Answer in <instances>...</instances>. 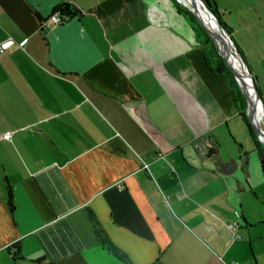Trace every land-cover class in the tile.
<instances>
[{
	"label": "crops",
	"instance_id": "0c3cea01",
	"mask_svg": "<svg viewBox=\"0 0 264 264\" xmlns=\"http://www.w3.org/2000/svg\"><path fill=\"white\" fill-rule=\"evenodd\" d=\"M215 1L264 97V0ZM63 3L79 14L55 23ZM183 16L0 0V264H264L247 123Z\"/></svg>",
	"mask_w": 264,
	"mask_h": 264
},
{
	"label": "trees",
	"instance_id": "16d2710c",
	"mask_svg": "<svg viewBox=\"0 0 264 264\" xmlns=\"http://www.w3.org/2000/svg\"><path fill=\"white\" fill-rule=\"evenodd\" d=\"M205 3L215 12V14L218 16L220 21L223 23L224 27L227 29V31L231 34V28L226 22L223 13L220 11L217 3L215 0H204ZM177 10L185 16L187 20H189L190 25L194 29L196 33L197 41L202 45L203 54L206 63L215 71L217 74H221L226 77L229 87L231 88L238 104L241 109L240 115L243 118V120L247 123L249 126L251 137L253 138L255 142V146L258 151V156L262 165L263 174H264V146L262 142L259 140L258 135L251 124L250 119L247 115V107H248V101H247V95L242 91L235 73L233 70L227 65V62L225 61V58L221 55L214 38L210 34L209 30L206 28V26L200 21V19L197 17V15L187 6L183 5L178 0H172ZM59 15L62 17V22L65 20H68L76 15L79 14V11L77 8H73V6L69 3H63L57 8V11ZM61 22V23H62ZM245 58V57H244Z\"/></svg>",
	"mask_w": 264,
	"mask_h": 264
},
{
	"label": "rangeland",
	"instance_id": "374dc122",
	"mask_svg": "<svg viewBox=\"0 0 264 264\" xmlns=\"http://www.w3.org/2000/svg\"><path fill=\"white\" fill-rule=\"evenodd\" d=\"M200 9L203 10L202 7H200ZM200 9H198V11H200ZM198 14L203 18L204 15H201V12L200 13L198 12ZM183 17L185 18V16ZM184 20L186 21V23L190 24L189 20H187L186 18ZM232 50L233 48L231 47V51ZM223 53L226 54L225 51ZM231 60H232L231 63L233 64V66H235L234 63L236 65L239 64V60L237 56L233 55ZM250 69L252 71L251 66H250ZM241 89L247 95V101L249 105V96L245 89H243L242 87ZM247 110H248V107H247ZM262 110L264 112V107H262ZM240 124H241L240 127L237 128L238 130L235 129L237 140H238L237 144L240 147H242L243 150L246 152L245 153L246 154L245 164L247 166L245 165V168L240 167L239 171L240 173H243V175H245L250 182V185H247L248 191L246 193H242L240 200L244 203L245 213L247 216L252 215L258 219L264 218V177L262 174L260 160L258 157L257 150L255 149V142L253 138L251 137V135L249 134L247 125L244 122L243 123L241 122ZM255 173L256 175H258V177H256ZM252 190H254L255 193H253ZM257 227L264 228V224H260Z\"/></svg>",
	"mask_w": 264,
	"mask_h": 264
},
{
	"label": "water",
	"instance_id": "95a60500",
	"mask_svg": "<svg viewBox=\"0 0 264 264\" xmlns=\"http://www.w3.org/2000/svg\"><path fill=\"white\" fill-rule=\"evenodd\" d=\"M179 2H181L183 5L187 6L188 8H190L196 15L197 17L200 19V21L206 26V28L209 30L210 34L212 35V37L215 40V43L221 53V55L226 59L227 65L233 70V72L235 73L236 79L238 81V83L240 84V86L244 89V87L242 86L241 82H240V76L242 75V77L250 80L251 82V88L253 91V98H252V102H257L258 100L262 103L263 107H264V97L257 85L256 79L254 77L253 72L250 69V66L247 62V60L244 58V56L242 55L240 49L237 47L233 37L231 36V34L227 31V29L224 27L223 23L220 21V19L218 18V16L215 14V12L205 3L204 0H195L197 1L202 8L208 12L212 17L215 18V20L217 21V25L215 27V29L211 28V26L207 25L204 20L202 19V17L198 14V12L193 8L188 6L186 3H184L181 0H178ZM220 42H223L224 44L227 45V49L229 51H231V44L230 42H233L232 45L234 47V50L237 54V57L241 60L243 66H244V72L241 73V75L237 72V70L234 68L233 64L230 62V60L223 54L221 47H220ZM251 99L249 98V101ZM249 119L251 121V124L253 125L259 140L262 142L263 146H264V141L262 140V136L260 133V129L255 125V122L253 120V118L250 116V103L248 105V110H247ZM221 163V161H219Z\"/></svg>",
	"mask_w": 264,
	"mask_h": 264
},
{
	"label": "bare ground",
	"instance_id": "6f19581e",
	"mask_svg": "<svg viewBox=\"0 0 264 264\" xmlns=\"http://www.w3.org/2000/svg\"><path fill=\"white\" fill-rule=\"evenodd\" d=\"M181 1L186 3L188 6L193 7L197 12H199V13L201 12V15H204L202 19L204 20V22L207 25L211 26V28L214 29L216 27L217 21L215 20V18L212 17L208 12L204 11V9L203 10L200 9V7H202V6L197 1H195V0H181ZM198 9H200V11H198ZM232 43L233 42H230L233 50L229 51L227 49V45L224 44L223 42H220L221 50H222V52H224V51L226 52V54H224V53L223 54L230 60V62L232 61L231 58L233 55L237 56ZM238 60H239V64L236 65L234 63V65H235L234 68L241 75V73L244 72V66H243V64L239 58H238ZM240 82H241L242 86L244 87V89L246 90L249 98L251 99L249 101V103H250V116L253 118L255 125L260 129L262 140L264 141V112L262 110L263 105L259 100L257 102H252L253 91L251 88L250 80L242 77V75H241L240 76Z\"/></svg>",
	"mask_w": 264,
	"mask_h": 264
},
{
	"label": "built area",
	"instance_id": "2783aa9c",
	"mask_svg": "<svg viewBox=\"0 0 264 264\" xmlns=\"http://www.w3.org/2000/svg\"><path fill=\"white\" fill-rule=\"evenodd\" d=\"M51 19L55 22V23H61L62 22V17L59 15L58 12H55L53 15H51ZM15 40L14 39H7L3 42L0 43V57L2 56V54L8 49V47H10L12 44H14ZM5 45H8L7 47H5ZM4 136L6 138H10V132H7L4 134ZM239 224L238 222H234L232 224L233 225H237Z\"/></svg>",
	"mask_w": 264,
	"mask_h": 264
},
{
	"label": "snow or ice",
	"instance_id": "6c2138e0",
	"mask_svg": "<svg viewBox=\"0 0 264 264\" xmlns=\"http://www.w3.org/2000/svg\"><path fill=\"white\" fill-rule=\"evenodd\" d=\"M8 45H5V47H7Z\"/></svg>",
	"mask_w": 264,
	"mask_h": 264
}]
</instances>
